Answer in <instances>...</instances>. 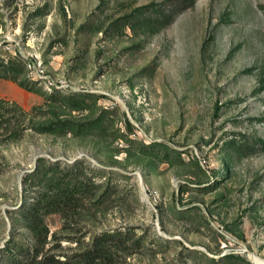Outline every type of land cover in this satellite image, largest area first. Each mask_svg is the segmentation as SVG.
Here are the masks:
<instances>
[{
  "label": "rangeland",
  "instance_id": "rangeland-1",
  "mask_svg": "<svg viewBox=\"0 0 264 264\" xmlns=\"http://www.w3.org/2000/svg\"><path fill=\"white\" fill-rule=\"evenodd\" d=\"M155 8L171 20L134 23ZM0 56L45 71L26 65L35 91L0 77V264L38 245L30 174L77 161L110 188L45 215L42 254L84 264L119 230L111 264L264 261V0H0Z\"/></svg>",
  "mask_w": 264,
  "mask_h": 264
},
{
  "label": "trees",
  "instance_id": "trees-1",
  "mask_svg": "<svg viewBox=\"0 0 264 264\" xmlns=\"http://www.w3.org/2000/svg\"><path fill=\"white\" fill-rule=\"evenodd\" d=\"M171 13L167 10L155 8L153 15L145 19H138L135 24H141L147 28L155 29L160 27L163 23H168L171 20ZM0 77L16 82L22 88L35 91L36 84L41 82L40 79L31 80L26 76V64L20 56H10L8 58L0 56ZM48 96L47 99H55L60 101L59 96ZM70 97L65 96L64 100ZM15 109L9 108L0 104V126L3 124L9 127L12 125L13 118H6L5 116L10 111ZM18 110V109H17ZM18 116L19 112L16 111ZM70 122L67 120H55L44 125L42 130L57 131L64 130L66 126L69 127ZM18 131V133H16ZM12 135H20L19 128L11 132ZM41 162V161H40ZM81 162H75L72 166H61L60 163H40L37 166L30 178L33 189L38 192L37 196L33 198L26 205L22 215L25 219L27 226L32 229L37 237L38 245H34V251L27 247L21 251L13 252L10 247L6 249L8 253V264H70L69 258L59 260L52 254H42V248L39 244L45 242L48 234V228L45 224V215L52 212H61L63 215L71 209V206L76 200L82 199V194H85L89 189L94 188H110L111 180H102L95 182L87 176L88 170L84 167H79ZM106 177V176H105ZM122 231L104 230L94 235L90 245L82 251L80 259L84 264H111L113 262V255L110 248V241L112 239L121 238ZM215 264H253L247 258L235 254L233 252L227 253L222 256L219 261L213 260Z\"/></svg>",
  "mask_w": 264,
  "mask_h": 264
},
{
  "label": "built area",
  "instance_id": "built-area-1",
  "mask_svg": "<svg viewBox=\"0 0 264 264\" xmlns=\"http://www.w3.org/2000/svg\"><path fill=\"white\" fill-rule=\"evenodd\" d=\"M27 67L31 70L33 76L32 78H37V77H43L44 76V68H42L40 65H35L32 62H28ZM64 86V84H59L57 85V87H62Z\"/></svg>",
  "mask_w": 264,
  "mask_h": 264
},
{
  "label": "bare ground",
  "instance_id": "bare-ground-1",
  "mask_svg": "<svg viewBox=\"0 0 264 264\" xmlns=\"http://www.w3.org/2000/svg\"><path fill=\"white\" fill-rule=\"evenodd\" d=\"M254 257V256H253ZM253 261H255V263L256 264H264V261L262 260H260V259H258V258H255Z\"/></svg>",
  "mask_w": 264,
  "mask_h": 264
}]
</instances>
